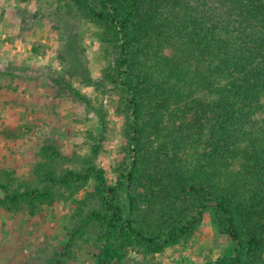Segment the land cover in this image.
<instances>
[{
  "label": "trees",
  "instance_id": "1",
  "mask_svg": "<svg viewBox=\"0 0 264 264\" xmlns=\"http://www.w3.org/2000/svg\"><path fill=\"white\" fill-rule=\"evenodd\" d=\"M56 1L58 15L98 29L104 68L83 83L95 97L52 81L96 114L101 133L85 155L44 145L34 182L0 171V209L34 217L73 204L65 252L91 232L98 264L187 243L212 210L218 242L234 249L216 264H264V0ZM112 94L122 119L113 185L97 164L115 138L103 104Z\"/></svg>",
  "mask_w": 264,
  "mask_h": 264
},
{
  "label": "rangeland",
  "instance_id": "2",
  "mask_svg": "<svg viewBox=\"0 0 264 264\" xmlns=\"http://www.w3.org/2000/svg\"><path fill=\"white\" fill-rule=\"evenodd\" d=\"M57 13L56 0H0V171L26 183L34 182L33 167L44 145H54L65 155H85L101 133L96 114L60 94L52 81L62 77L95 97L94 87L83 83L100 77L104 68L98 29ZM117 100L112 94L103 101L115 138L103 142L97 158L111 185L122 141ZM93 189L90 182L76 199ZM74 208L60 201L42 207L34 217L23 210L0 209V264H98L100 244L91 232L65 252L75 228L70 218ZM233 255L232 246L218 242L213 211L207 210L187 243L155 256L130 250L121 264H216L217 259Z\"/></svg>",
  "mask_w": 264,
  "mask_h": 264
}]
</instances>
